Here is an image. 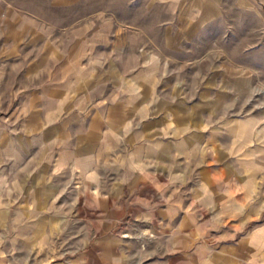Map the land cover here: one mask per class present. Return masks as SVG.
I'll list each match as a JSON object with an SVG mask.
<instances>
[{
    "label": "rangeland",
    "instance_id": "1",
    "mask_svg": "<svg viewBox=\"0 0 264 264\" xmlns=\"http://www.w3.org/2000/svg\"><path fill=\"white\" fill-rule=\"evenodd\" d=\"M15 16L65 32L130 134L85 151L95 97L47 137L51 104L0 86V264H264V0H0V42ZM207 174L249 196L193 206Z\"/></svg>",
    "mask_w": 264,
    "mask_h": 264
},
{
    "label": "crops",
    "instance_id": "2",
    "mask_svg": "<svg viewBox=\"0 0 264 264\" xmlns=\"http://www.w3.org/2000/svg\"><path fill=\"white\" fill-rule=\"evenodd\" d=\"M25 19L30 22L28 18ZM25 19L15 16L4 22L7 31L3 32V39L0 42V86L8 88V93L12 87H22L15 95L18 101L51 104L47 115L50 118L59 119L61 128L60 126L49 128L47 137L53 134L64 136V139L62 138L64 141L70 140L72 126L78 124L76 121L83 119L80 112L85 109V104L87 105L90 101L94 103L93 100L97 97L102 105L93 110L106 112V121H102L96 113L97 117L91 116L88 125L86 121L87 127L81 122L79 125L84 126L81 133L86 135L81 145L85 151H102L103 154L106 149H114V145L118 142L114 136L121 133L130 134V132L126 126L120 128L118 125H112L119 122V119L116 121L113 112L120 111L117 110L120 100L116 98L117 96L114 97L116 93L111 89L113 84L109 82L110 87L105 84L104 80L100 83H91L84 79L86 74L83 66L76 62L73 63L71 39L66 37L65 32H60L57 37L53 30L45 36L39 30L36 31L35 27L25 26L27 23ZM123 101L130 102L127 98ZM178 129L180 128H177L176 134H179ZM132 132L135 133V130ZM37 134L39 135L40 132ZM66 136L69 138L66 139ZM173 145L178 156H185L188 144L184 138L177 137ZM63 150L73 152L70 147L66 146ZM216 177L207 174L202 179L200 178L199 183L204 185L205 189L192 191V199L199 200L197 204H192L193 206L200 207L201 205L215 209L214 207L219 205L220 208L226 204L223 201L217 204L218 199L231 198L236 199V202L230 203V206L234 208L240 205V199H247L249 196L245 189L230 193L223 192V194H220L222 192L219 190L217 193ZM237 181L240 182V180ZM190 215L189 220L196 223L198 220L194 217L193 211L187 213V216Z\"/></svg>",
    "mask_w": 264,
    "mask_h": 264
}]
</instances>
